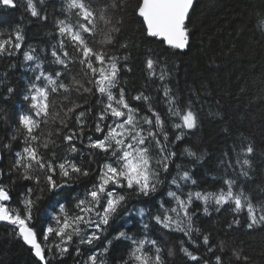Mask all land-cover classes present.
I'll list each match as a JSON object with an SVG mask.
<instances>
[{
	"label": "snow or ice",
	"instance_id": "snow-or-ice-1",
	"mask_svg": "<svg viewBox=\"0 0 264 264\" xmlns=\"http://www.w3.org/2000/svg\"><path fill=\"white\" fill-rule=\"evenodd\" d=\"M198 3L0 0V232L26 264H254L264 144L182 73Z\"/></svg>",
	"mask_w": 264,
	"mask_h": 264
},
{
	"label": "trees",
	"instance_id": "trees-1",
	"mask_svg": "<svg viewBox=\"0 0 264 264\" xmlns=\"http://www.w3.org/2000/svg\"><path fill=\"white\" fill-rule=\"evenodd\" d=\"M264 0H199L193 16L195 36L192 51L183 57L182 73H191L210 84L222 97V107L234 132H244L264 144V37L245 28L253 8ZM16 11L0 10V19L14 20ZM176 63H180L178 59ZM211 63V67H209ZM244 88V92L240 88ZM205 136L216 142V129L206 126ZM254 264H264V239L242 237ZM0 260L26 264L27 253L0 232Z\"/></svg>",
	"mask_w": 264,
	"mask_h": 264
}]
</instances>
